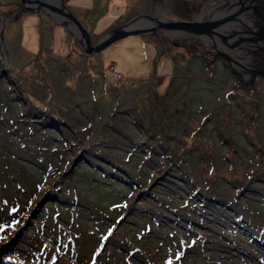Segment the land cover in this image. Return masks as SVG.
Masks as SVG:
<instances>
[{
  "label": "rangeland",
  "instance_id": "obj_1",
  "mask_svg": "<svg viewBox=\"0 0 264 264\" xmlns=\"http://www.w3.org/2000/svg\"><path fill=\"white\" fill-rule=\"evenodd\" d=\"M60 1L93 39L213 8ZM20 9L0 0V264H264V78L239 83L188 34L87 54Z\"/></svg>",
  "mask_w": 264,
  "mask_h": 264
},
{
  "label": "water",
  "instance_id": "obj_2",
  "mask_svg": "<svg viewBox=\"0 0 264 264\" xmlns=\"http://www.w3.org/2000/svg\"><path fill=\"white\" fill-rule=\"evenodd\" d=\"M20 2L19 12L42 10L54 24L64 26L78 47L87 54L99 52L128 35H156L158 31L167 36L188 34L205 42L210 41L214 49L212 59L221 58L237 76L239 83L252 85L257 77L264 78V0H213V8L208 9L210 18L206 20L202 19L204 13L196 15L193 20H172L161 17V14H141L96 39L60 0ZM142 18L149 22H142ZM3 38L1 24L0 39ZM203 58L206 59L205 56Z\"/></svg>",
  "mask_w": 264,
  "mask_h": 264
},
{
  "label": "crops",
  "instance_id": "obj_3",
  "mask_svg": "<svg viewBox=\"0 0 264 264\" xmlns=\"http://www.w3.org/2000/svg\"><path fill=\"white\" fill-rule=\"evenodd\" d=\"M81 1H83V2H81ZM76 2H78V3H82L84 6L86 5V2H85V0H76ZM110 2V0L108 1V3ZM111 4H114V5H118L119 3H117V1H116V3L114 2V0H111V2L109 3V5L111 6ZM120 4H122V3H120ZM119 6V5H118ZM81 7V6H80ZM86 7V6H85ZM81 20V19H80ZM149 22V21H148ZM84 24V23H83ZM60 28H62L61 26H59ZM63 30V29H62Z\"/></svg>",
  "mask_w": 264,
  "mask_h": 264
},
{
  "label": "flooded vegetation",
  "instance_id": "obj_4",
  "mask_svg": "<svg viewBox=\"0 0 264 264\" xmlns=\"http://www.w3.org/2000/svg\"><path fill=\"white\" fill-rule=\"evenodd\" d=\"M210 8V7H209ZM198 41H195V44H192V47H194V48H196L197 49V47H198ZM214 53V50H212L210 53H209V55H210V57L211 58H213V54ZM201 56H202V58H203V55L201 54ZM204 59V58H203ZM206 59H208V58H206Z\"/></svg>",
  "mask_w": 264,
  "mask_h": 264
},
{
  "label": "trees",
  "instance_id": "obj_5",
  "mask_svg": "<svg viewBox=\"0 0 264 264\" xmlns=\"http://www.w3.org/2000/svg\"><path fill=\"white\" fill-rule=\"evenodd\" d=\"M19 184V183H18ZM197 205H199V204H197ZM203 207H207L206 205L205 206H203ZM197 209H203L202 208V206H200V208H197ZM210 210V209H209ZM235 211V213H237L238 214V212H237V210H234ZM195 212H197V211H195ZM195 212H193L192 214H195ZM226 217H228V216H226ZM221 227H223V226H221ZM225 231V230H224Z\"/></svg>",
  "mask_w": 264,
  "mask_h": 264
},
{
  "label": "built area",
  "instance_id": "obj_6",
  "mask_svg": "<svg viewBox=\"0 0 264 264\" xmlns=\"http://www.w3.org/2000/svg\"><path fill=\"white\" fill-rule=\"evenodd\" d=\"M112 70H113V72H114V76H115V77H118V76H119V72H118L117 70H115L114 68H113Z\"/></svg>",
  "mask_w": 264,
  "mask_h": 264
}]
</instances>
